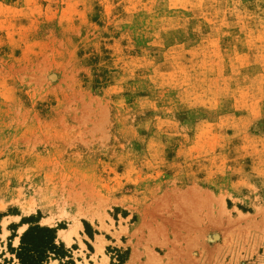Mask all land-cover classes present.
<instances>
[{"label":"rangeland","instance_id":"obj_1","mask_svg":"<svg viewBox=\"0 0 264 264\" xmlns=\"http://www.w3.org/2000/svg\"><path fill=\"white\" fill-rule=\"evenodd\" d=\"M74 217L94 264H264V0H0V264Z\"/></svg>","mask_w":264,"mask_h":264},{"label":"trees","instance_id":"obj_2","mask_svg":"<svg viewBox=\"0 0 264 264\" xmlns=\"http://www.w3.org/2000/svg\"><path fill=\"white\" fill-rule=\"evenodd\" d=\"M30 222V218L21 219L19 224L27 223L29 226L20 235L18 247L10 248L19 264H47L50 254L65 255L63 247L55 243V228L32 225Z\"/></svg>","mask_w":264,"mask_h":264},{"label":"crops","instance_id":"obj_3","mask_svg":"<svg viewBox=\"0 0 264 264\" xmlns=\"http://www.w3.org/2000/svg\"><path fill=\"white\" fill-rule=\"evenodd\" d=\"M48 217V216H47ZM46 217V218H47ZM45 218V219H46ZM44 219V220H45ZM44 220H43V222H44ZM40 222H42V221H40ZM45 223V222H44ZM44 223H40V224H44ZM47 226H52L51 225V223L50 224H46ZM78 227H80L79 229H78V234H79V236L82 238V240H81V242H82V245L84 246V248H82L81 246L79 247V248H77V250L75 251L76 253V255L72 252H70V254H72L71 255V257H69V258H71L72 260H73V262H74V264H85L84 263V260H83V258H82V255H80V254H78V252L79 251H81L82 252V254L85 256V259H86V261H88V263L87 264H94L92 261H89V260H91V257L86 253L87 251H88V249H87V246H86V244H85V242L83 241V239H85V238H87V235L85 234V233H83V236L79 233V230H81L82 232H83V225L81 224V226L79 225ZM77 227V228H78ZM68 230V229H67ZM66 231V230H65ZM76 233H77V229H76ZM60 236H61V234H59ZM74 234H72V236H73ZM96 235V234H95ZM72 236H71V241H72V243H75V244H78L73 238H72ZM62 237V236H61ZM63 238V237H62ZM99 239V237L97 238V240ZM64 240V239H63ZM55 241H56V243H58L59 242V237L56 235V239H55ZM65 244V243H64ZM71 244V243H70ZM69 244V245H70ZM65 246H68V245H66L65 244ZM89 252V251H88ZM91 255L93 254L92 252H89ZM97 264H99V263H97Z\"/></svg>","mask_w":264,"mask_h":264},{"label":"bare ground","instance_id":"obj_4","mask_svg":"<svg viewBox=\"0 0 264 264\" xmlns=\"http://www.w3.org/2000/svg\"><path fill=\"white\" fill-rule=\"evenodd\" d=\"M54 218L53 216H48L44 222L45 223H51L53 222ZM77 223H78V217H74V222H72V224L69 226L67 231H60L61 236L63 237L64 241L69 244L71 242V236L72 234H76V227H77ZM27 225H22L19 227L18 229V233L21 234L25 229H26ZM19 240L18 237H15V241L17 242ZM96 250L97 252H101L102 253V244H96Z\"/></svg>","mask_w":264,"mask_h":264}]
</instances>
